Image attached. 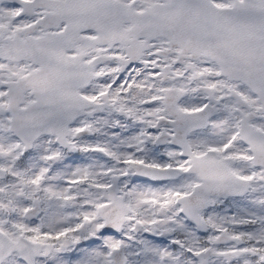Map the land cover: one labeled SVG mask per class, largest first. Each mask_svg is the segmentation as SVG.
Segmentation results:
<instances>
[{
	"label": "snow or ice",
	"instance_id": "6c2138e0",
	"mask_svg": "<svg viewBox=\"0 0 264 264\" xmlns=\"http://www.w3.org/2000/svg\"><path fill=\"white\" fill-rule=\"evenodd\" d=\"M0 264H264V0H0Z\"/></svg>",
	"mask_w": 264,
	"mask_h": 264
}]
</instances>
